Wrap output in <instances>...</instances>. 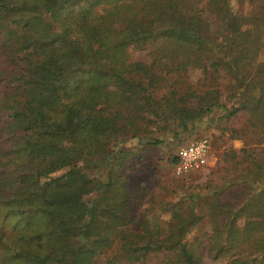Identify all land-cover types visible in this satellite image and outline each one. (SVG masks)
<instances>
[{
	"label": "trees",
	"instance_id": "trees-1",
	"mask_svg": "<svg viewBox=\"0 0 264 264\" xmlns=\"http://www.w3.org/2000/svg\"><path fill=\"white\" fill-rule=\"evenodd\" d=\"M259 28L264 0H0V264H205L203 243L213 261L264 264V151H235L221 184L158 209L126 146L217 110L264 143ZM204 216L207 239L191 238Z\"/></svg>",
	"mask_w": 264,
	"mask_h": 264
},
{
	"label": "rangeland",
	"instance_id": "rangeland-1",
	"mask_svg": "<svg viewBox=\"0 0 264 264\" xmlns=\"http://www.w3.org/2000/svg\"><path fill=\"white\" fill-rule=\"evenodd\" d=\"M259 33L262 35L260 39L264 43L263 28ZM261 52L260 55L258 54V61L264 60V45ZM130 56L134 60L145 62L151 60L148 50L131 49ZM199 76L200 70L194 69L189 75L188 81L196 82ZM182 85L186 86L187 82ZM211 117L210 121L199 123L197 131L185 133L180 137L181 139L167 141L162 145L146 147L141 144L139 138L132 137L128 140L126 146L136 153V159L133 161L130 173L131 181L133 184H140L148 189L149 198L153 199V196L156 198L157 208L160 207L161 201L175 202L178 199L189 200V204H192V199L195 196L192 193L209 192L208 187L221 184L223 177L232 172L234 166H237L236 161L242 159L241 156L237 159L234 157L235 151L249 147H256L258 151H264V143L257 142L259 141L258 136L249 135V132L244 133V128L247 126L245 113L225 117L222 110H217ZM153 128L156 131V126ZM240 129L241 136H235L232 130ZM200 136L211 139L212 148L208 157L189 173L177 174L170 157L175 155L182 146L199 139ZM140 155L143 157L139 158ZM236 155L239 156V154ZM199 203V205H194L195 209L199 215H203V213L206 215L207 204L205 199H199ZM151 205L154 204L151 203ZM160 215L162 218L168 219L170 212H163ZM210 221L208 216H204L191 232L190 237L200 236L206 240L205 233L210 229ZM207 246V243L202 244L206 256L205 264H227L225 258L213 261L207 252Z\"/></svg>",
	"mask_w": 264,
	"mask_h": 264
},
{
	"label": "built area",
	"instance_id": "built-area-1",
	"mask_svg": "<svg viewBox=\"0 0 264 264\" xmlns=\"http://www.w3.org/2000/svg\"><path fill=\"white\" fill-rule=\"evenodd\" d=\"M212 143L209 137H201L182 146L178 152V161L174 168L177 174H186L206 160L211 152Z\"/></svg>",
	"mask_w": 264,
	"mask_h": 264
}]
</instances>
